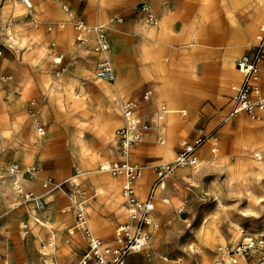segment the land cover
I'll return each mask as SVG.
<instances>
[{"label":"rangeland","instance_id":"1","mask_svg":"<svg viewBox=\"0 0 264 264\" xmlns=\"http://www.w3.org/2000/svg\"><path fill=\"white\" fill-rule=\"evenodd\" d=\"M31 1L34 5L36 20L32 19L31 13L27 17L13 10H7L6 6L9 0H0V41L3 42L4 52L0 59V82H3L4 100L13 106L21 100L25 105L23 109H18L16 112L2 110L0 107V254L5 256L10 264H26L34 253L41 258L44 264H53L49 261V257L43 255L42 248L43 243L50 237L48 228L45 229L44 236L35 245L34 252L29 251L27 244L29 236L23 238L20 229H17L22 223V219L27 225L29 224L28 219H25L27 215L18 211L4 214L6 208L3 203V195L8 189L6 186L9 180L8 171L19 149L27 150L32 156L29 163L21 161L19 164L26 167L38 164L43 174L53 178L54 188L57 187L59 191L60 204L58 207L52 204L48 205V209L39 217L45 218V221L55 228L61 220L67 219L64 227L65 239L74 236L70 230L77 224L74 202L68 197L67 189L59 186L61 178L68 171L74 176L73 181L75 180L74 182L79 186L80 197L87 202L88 223L91 229L94 231L93 224L103 222L105 227L99 228L100 231L104 234L109 231L108 237L101 234L98 236L115 246L118 226L129 221L127 216L123 220L115 218V213L110 208L113 204L114 189L109 190L103 182L91 183L93 179L103 175H109L112 180L118 178L120 179L119 192L121 195L123 194L124 179L112 173L101 172L99 169V166L105 161L121 160L119 157L109 156L107 149L113 142L112 139L107 140L109 144L107 141H99L90 136V140L94 139L89 142L93 143L91 147L95 152L90 155L91 158L83 157L71 138L73 134L71 118L75 113L71 112L69 107L63 110L60 108L59 98L63 96V93H58L52 100L46 98L42 83L43 78L48 80V83H57L65 74L72 73L79 82L85 84L83 73H80L83 70L94 76L95 63L99 55L94 52L92 45L86 47L79 45L71 16L67 15H71L70 13L84 18L90 24H104L115 29L111 33L110 48H113L117 34L122 41L121 45L117 43L119 48L117 62L110 59L116 77L117 75L123 76V71L127 68V81L142 80L141 76H138L141 67L137 63L132 42L134 22L141 16L140 5L143 2L151 5L157 14L158 27L167 18L173 24L170 29L174 30L175 34L177 32L180 35L194 21L197 22L192 30L194 33L193 43L187 46H173L170 43H164L165 49L173 50L174 56L181 53L188 56V59L183 63H175L172 61L173 57L169 56L168 63L171 64V67L178 69L175 70L174 76L171 75L172 77L169 78H172L178 91L190 90L185 85L187 81L196 92L192 102H184L179 99V104L172 107L188 112L187 118H183L179 113L174 114L177 119L175 129L171 131L167 121L162 123L166 127H164V131L167 139L164 160L174 161L181 147L185 143L193 141L198 135L199 129L205 127L207 132L219 141L222 151L221 158L215 160L211 153V144L208 143V161L216 165L226 160L235 168L232 181H229L227 174L223 172L203 170L200 163L197 170L181 167L170 174L166 179L165 188L158 189L155 197L154 215L160 222V228L157 231L151 230L150 242L156 234V243L148 244L140 254L129 256L128 264H216L221 246L236 248L246 237L258 236L264 231V208L261 205V203L264 205V173L257 175L254 169L249 167L264 163V120L256 121L248 117L231 116V86L242 81L243 77L240 74L232 75L222 86L220 67H217L212 76H209L207 83L200 85L198 82V79L206 77L204 73L207 70L204 66L211 61L218 62L216 55L207 57L204 53V49L207 47L203 45L206 38L205 35H201L202 31L206 30L212 37L221 38L219 42L210 43L211 46L208 48L212 51L216 50L214 46L226 48L231 41L236 42L241 39L244 51L236 58L237 63L242 55L254 52L260 44L258 34L264 27V0H108L111 8L107 12L105 21H101L96 11L100 0H96L94 5L89 0ZM54 2L59 3L65 17L57 14ZM23 5L25 10L26 5L24 3ZM66 6L70 8L69 11L65 10ZM235 9L238 20L233 22L228 12ZM116 17H122L123 22L117 23ZM143 22L150 29L158 28L157 24H150L146 17ZM67 30L71 31L73 43L69 42L65 34ZM12 36L15 37V41L10 42ZM33 37L39 39L34 43V49L30 50L28 45L23 46L26 40L29 41ZM59 56L64 57L61 65L54 62ZM192 65L194 75L188 72L189 77L182 80L176 74L180 73V69H190ZM155 68H159L158 64ZM20 77L27 81L25 87L20 86ZM261 77L264 89V59L261 64ZM85 86H88L86 88L90 104L94 106L101 104L104 112L101 120L107 122L105 114L108 102L99 94L94 93L88 84ZM148 89H151V86L147 83H143L139 87L132 84L129 94L119 100L120 110L123 103ZM77 90L79 91L80 88L78 87ZM164 104L171 107L165 101L158 102L150 110L147 105L144 106L146 118L149 119L153 116ZM29 114L38 116V121L36 120L33 125L29 123L32 120ZM57 114L62 116L61 123L57 122ZM246 122H248V126L260 130L261 133L254 136L241 130L239 124ZM14 124L17 125V129L7 135V130ZM27 124L30 127L29 131L26 129ZM39 124L46 125L45 135L39 133ZM123 124L124 120L120 114L116 124L111 126L115 136L114 142L117 141L119 145L118 151L121 145L116 135ZM26 130L28 135H35L33 143L28 142ZM154 131V129L150 130L146 141L135 146L130 157L131 162L143 169L144 179L140 188H145L146 197L141 198L142 200L147 199L157 180L155 164L160 155L158 151L160 152L162 148L157 142ZM252 138L255 139V146L241 162L240 153L249 145ZM151 141L153 150L146 154L144 148ZM75 149L79 159H75L73 154ZM9 151L11 153L6 158L5 155ZM260 151L262 159L258 160L255 158V153ZM61 157H66L67 160L61 162L58 160ZM87 162L90 166L86 165ZM197 174L200 175L196 176ZM147 178L149 180L145 183ZM98 190H102L103 193L97 194ZM219 200H222L221 204L218 203ZM209 203L210 206H207ZM202 208H206L205 220L207 222L200 225L198 215ZM256 217L260 219H256ZM12 219L17 220L15 230L5 231ZM236 225L243 227L247 231L246 235H235L233 229ZM55 230L58 240L56 253L59 256L60 264L75 263L78 260L80 249L85 243L84 232H80L79 241H73L70 245V253L73 257L70 260H64L58 229ZM238 236L239 240L237 241ZM7 249L13 251L23 249L26 253L22 252L14 257ZM259 258L260 255H257L254 259H250V264H259Z\"/></svg>","mask_w":264,"mask_h":264},{"label":"bare ground","instance_id":"2","mask_svg":"<svg viewBox=\"0 0 264 264\" xmlns=\"http://www.w3.org/2000/svg\"><path fill=\"white\" fill-rule=\"evenodd\" d=\"M91 3L96 2V0H89ZM40 2H43V0H40ZM23 1L22 0H9L7 3L6 9L7 10H13L16 13H21V15H25L29 17L30 13L32 14V19L36 20L34 14V9H26L24 10L23 8ZM92 5V8H93ZM34 6V5H33ZM43 7V5H42ZM95 8V7H94ZM111 8L110 1L108 0H100L98 3V10L97 13L100 16L101 21H105L107 19V12ZM54 9L56 10L57 14L60 16H64L61 7L59 3L54 2ZM24 12V13H23ZM43 12V10H42ZM229 15L232 18L233 22H236L238 20L237 18V11L231 10L228 12ZM69 17L71 15L67 14ZM141 16L134 22V39L132 42V48L134 50V53L136 54V59L140 69V74L138 76H141L142 80L140 79H135L133 81H127V68L124 69L123 71V76L117 75L115 76V81H107L104 79L99 78L96 73H94V76L90 75L87 73L85 70L80 71V73H83L82 77L84 78L83 80L85 81V84L79 82L78 78L75 75H72V73H67L65 74L61 80H59L57 83L49 82L48 80H45L43 78V92L46 98H50L51 100L55 98V96L58 93H63V96L59 98L60 100V108L67 109L68 107L71 109V112L75 113L74 117L71 118L72 120V129H73V134L71 135L72 141L76 146V149L80 151V153L83 155V157L91 158L90 155H92L95 150H93V147H91L89 140L90 136H92L94 139H98L99 141H107L111 140L113 141L110 144V147H108L107 151L109 153V156L112 157H119L121 160L124 159L121 153V147L118 151V143L115 141V136L113 134V130L111 126L116 124V121L119 119L120 114L122 115V109L120 110L119 108V100L124 98L126 95L129 94L131 90L132 84L134 86H141L143 83H147L151 86V90L154 93V96L152 100L148 103L145 104V106H148V109L153 108L155 104H157L160 101H165L167 102L171 107L170 112L167 115V120L165 119V122L167 121L170 130L172 131L175 129L177 126V119L174 114L178 113V109L172 108L174 106H177L179 104V99H181L184 102H192L191 100L194 98V95H196L195 90L191 88V86L188 84V82H185V85L190 89V90H184V91H178L177 87L175 86V83L172 82V77L171 75L174 76L175 70L177 71L178 69H175L171 67V64H169V59L170 57L172 58V61L175 63H180V62H185L188 59V56L181 53L180 55L178 54H173V50H168L165 49L164 43H170L173 46H187L188 44L193 43V32L192 30L196 26L197 22L194 21L187 29L185 32L181 33L180 35L174 33V30L170 29L173 27V24L170 23V21L166 18L163 22V24L159 26V22L156 27L157 29H150L145 26L143 19H145V14L141 13ZM68 17V18H69ZM146 21V20H145ZM111 28V27H110ZM112 31L114 32L115 29L111 28ZM67 38L69 39L70 43L72 42V36H71V31L67 30L66 33ZM201 35H205L206 42H203L207 48L204 49V53L209 57L210 55H216L218 57V62L211 61L210 63L206 64L205 70H207L204 74L206 77L198 79V82L200 85H204L205 83L208 82L209 76H212V73L215 72V69L217 67H220V78L222 80V86L225 85L227 80L231 78L232 75H241V72L237 69L236 67V58H238L242 53H243V42L240 40L234 42L231 41L230 44L227 45L226 48H220V46H214L216 47V50H210L208 46L210 47V43L215 41L219 42L220 37H212V35H209L206 30L202 31ZM115 43L113 45V48H110L106 53L105 56L109 57V59L117 62V51L119 50L117 43L119 45L122 44L121 37L117 34L115 36ZM39 39L37 37H33L29 41L26 40L23 43L24 45H28L30 50L34 49V43L38 41ZM15 41V37L12 36L10 38V42ZM14 47V45H13ZM220 48V49H218ZM170 56V57H169ZM158 64L159 68H155V66ZM262 64V63H261ZM193 65L190 69H180V73H176L182 80L186 79L189 77V73L194 75V70H193ZM154 70V71H153ZM123 77V78H121ZM125 78V80H124ZM171 79V80H170ZM143 81V82H142ZM19 84L21 87H25L27 85V81L24 80V78L20 77L19 78ZM89 85L90 89L93 90L94 93L99 94L102 96L107 102V110H106V120L107 122H102L103 118V107L101 104L98 106H94L90 104L89 99H88V94H87V88ZM3 82H0V107L2 110H11V111H17L18 109H23L25 107L24 102L19 100L16 105H9L7 101L4 100V91L2 88ZM80 88L78 91L77 88ZM153 88V89H152ZM185 89H187L185 87ZM83 95V96H82ZM103 115V116H102ZM29 116L32 118V120L29 122L31 125L35 124L36 120L38 121V116H34V114H29ZM64 116V114H63ZM36 117V118H35ZM57 122L61 123L62 116L60 114H57ZM123 118V115H122ZM243 118V117H241ZM165 127V126H164ZM29 124H27V128L29 131ZM166 128V127H165ZM239 128L241 130L246 131L249 135H254L257 136V134L261 133L260 130L248 126V122L245 124L240 123ZM17 125H11L10 129L7 130V135H10L12 133V130H16ZM28 131L26 130V134L28 135ZM46 134V131L43 135ZM117 136V135H116ZM91 139V140H94ZM35 140V135H28V142L33 143ZM90 140V141H91ZM120 142V141H119ZM152 141L150 144L145 146L144 148V153H150L152 149L151 145ZM255 146V139L252 138L250 140L249 145L246 146L240 153L241 157L240 160L241 162L245 160V157L249 153V151L252 149V147ZM96 147V145H95ZM169 147V146H168ZM73 150V154L75 156V159H79V155L77 154V151ZM158 150V149H157ZM207 152H208V144L204 145L200 149L201 153V167L205 171H220L225 174H227V178L229 181H232L234 179V168L231 166L226 160H223L221 163L213 165L208 161L207 158ZM11 151L7 152L5 157L7 158ZM160 152L158 151V154ZM172 153V152H171ZM173 154V153H172ZM260 154L262 156V152H257L255 153V158L256 156ZM96 156V155H94ZM31 153H29L27 150H18V153L16 156H14V161L12 163L19 164L21 161L29 163L31 161ZM257 159V158H256ZM262 159V158H261ZM59 161H65L67 160L66 157H61L58 159ZM259 160V159H258ZM89 161V160H88ZM120 161V160H118ZM109 161H105L104 163H107ZM199 164V165H200ZM22 166V164H19ZM87 166H90L89 162L86 163ZM198 165V166H199ZM198 166L192 168L196 169ZM26 168V166H22ZM29 167V166H28ZM251 169H254L255 174L261 175L264 173V163L259 164L257 166H249ZM200 170V169H199ZM199 172V171H196ZM43 174L42 170L40 172ZM200 174H197L196 176H199ZM8 183L6 186L8 189H6L5 194L3 195V200H4V205H5V212L4 214H9V209L8 205L9 202H7V197L6 195H9L13 193V185L15 184V181L17 179H22L21 174H18L17 177L11 174L10 171H8ZM121 177V176H120ZM64 180H69V179H74V176L71 175L70 171L65 173L62 177ZM123 178V177H122ZM124 179V178H123ZM148 178L147 181L148 182ZM75 181V180H74ZM97 182H103L107 185L109 190L114 189V192L112 193L113 197V204H111V207L115 213V218L119 220H123L126 216L128 217L129 220V212L128 208L126 205V199L124 198L123 194L121 195L119 192V185H120V179L116 178L114 180L111 179L109 175H103L101 177H97L91 181V183H97ZM76 184V182H74ZM78 186V184H76ZM5 186V187H6ZM142 186V185H141ZM58 189L52 188L49 190L46 198V203L47 205H54L55 207H58L60 204L59 198H58ZM139 197L140 198H145L146 197V191L144 187H139ZM218 203H222V200H219ZM260 203V202H259ZM262 207L264 208L263 203H261ZM210 206V203L207 205ZM48 209V207H47ZM18 212H23L25 215H27L28 222L29 224L27 225L26 222L23 221L20 224V226L17 228L18 230L20 229V232L22 234V237L26 238L29 236L28 239V250L34 252L35 245H37L39 239L44 236L45 229L49 230L50 234V240L54 241L57 247L58 240H57V233L55 229H58L59 233V239L61 242V247H62V257L64 260H70L73 255L70 253V245L72 242H77L79 241V235L82 229H79L77 232H73L74 236L70 239H65L64 238V227L66 224L67 219L61 220L57 224V228L51 226L45 221V218L39 217L42 213H37L32 211L31 209L28 208H19L17 210ZM205 211L206 208H202L201 212L198 215V219L200 221V225L205 224L207 221L206 216H205ZM45 212V211H44ZM256 219H260L259 217H256ZM71 220V219H69ZM17 223L16 219L11 220V224L7 226V229L5 231H13L15 230V224ZM12 225V226H11ZM77 225V224H76ZM9 227V228H8ZM105 227V224L103 222L95 223L93 224L94 228V233L96 235H103L105 237H108L109 231H107V234H104L102 231H100L99 228ZM93 230V229H92ZM110 230V229H109ZM72 231V229L70 230ZM235 232V235L243 236L246 235L247 231L241 227L240 225H236V227L233 229ZM154 235V234H153ZM239 236L236 239L237 241L239 240ZM49 238L44 242L46 243ZM1 239V235H0ZM156 234L154 238L152 239V242H150V245H154L156 243ZM43 243V245H44ZM58 250V249H57ZM9 253L12 256H16L17 254H20L22 252H25V250L21 249L18 251L15 249L13 251L12 249H7ZM26 253V252H25ZM43 255L46 257H49V261L52 263L53 260L51 259V256L47 251L44 250L43 248ZM58 264L59 262V256L58 254L55 255ZM255 256L252 259H254ZM250 260L247 259H242L240 264H250ZM179 262V261H177ZM41 258H39L35 253L32 256V258L29 260L28 263L26 264H42ZM44 264V263H43Z\"/></svg>","mask_w":264,"mask_h":264},{"label":"built area","instance_id":"3","mask_svg":"<svg viewBox=\"0 0 264 264\" xmlns=\"http://www.w3.org/2000/svg\"><path fill=\"white\" fill-rule=\"evenodd\" d=\"M28 9L33 8L31 0H22ZM141 12L145 14L150 24H158L159 19L151 5L143 2ZM69 11L68 6L65 7ZM71 14L73 28L76 39L81 46L92 45L94 52L99 55L95 63L96 75L107 81H115V69L110 59L105 53L110 49L111 33L110 26L104 24H90L84 18ZM117 23L123 22L122 17L115 18ZM260 44L252 53L242 55L236 67L242 74V81L234 83L232 90V110L233 117H248L252 120H264V89L262 86L261 63L264 59V27L258 34ZM3 42L0 41V59L3 57ZM63 56L57 57L54 62L61 65ZM154 96L151 89L144 91L139 96L127 100L122 105V115L124 124L118 129L117 136L121 145V153L124 159L120 161H109L99 166L101 172L112 173L124 178L123 196L129 212V221L121 223L116 230L115 246L110 245L102 237L96 235L88 223L87 202L80 197L79 186L73 179L64 180L61 178L59 186L68 191V197L72 199L75 206L77 225L72 228L73 232L82 229L85 234L84 246L80 249L78 260L73 264H128L131 255L140 254L151 240V230L157 231L160 222L154 213L156 210L155 197L158 189L166 186V179L176 169L181 167L194 168L200 163V149L210 143L211 153L215 160H219L222 151L219 141L207 132L205 127L198 131V135L193 141L185 143L177 153L174 161L167 162L165 158V148L167 139L163 122L165 121L170 108L162 105L160 109L149 119L146 118L144 109ZM183 117H188V112L184 109L178 110ZM154 129L158 144L161 146L158 162L155 164L157 180L146 200L139 197V187L143 182V169L131 162L130 157L135 146L146 141V136L150 130ZM38 131L44 134L45 124H39ZM257 159L262 156L258 154ZM9 171L17 177L21 174L22 179H17L13 185V193L6 195L9 202V212L17 211L19 208H28L37 213L47 210L46 198L50 189L54 187V180L50 175L41 174L38 164L29 167H22L19 164H11ZM103 193L98 190L97 194ZM186 221V220H185ZM49 253L53 264H58L56 258L57 247L54 241L49 240L42 246ZM260 255L259 264H264V231L258 236H248L236 248L230 246L219 248V256L216 264H240L242 259L250 260L254 256ZM0 264H10L7 258L0 254Z\"/></svg>","mask_w":264,"mask_h":264},{"label":"crops","instance_id":"4","mask_svg":"<svg viewBox=\"0 0 264 264\" xmlns=\"http://www.w3.org/2000/svg\"><path fill=\"white\" fill-rule=\"evenodd\" d=\"M141 94H142V93H141ZM137 96H139V95H137ZM134 97H136V96H134ZM132 98H133V97H132ZM83 246H84V245H83ZM83 246H82V247H83Z\"/></svg>","mask_w":264,"mask_h":264}]
</instances>
